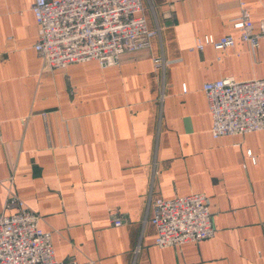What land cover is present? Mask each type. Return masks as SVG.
Wrapping results in <instances>:
<instances>
[{"label":"crops","instance_id":"0c3cea01","mask_svg":"<svg viewBox=\"0 0 264 264\" xmlns=\"http://www.w3.org/2000/svg\"><path fill=\"white\" fill-rule=\"evenodd\" d=\"M33 2L0 0V214L10 188L62 262L264 264V129L214 139L202 92L264 81V42L233 28L240 3L257 28L264 0H141L148 50L55 70L33 48ZM205 36L234 45L191 50ZM198 193L213 236L156 247L152 201Z\"/></svg>","mask_w":264,"mask_h":264},{"label":"built area","instance_id":"2783aa9c","mask_svg":"<svg viewBox=\"0 0 264 264\" xmlns=\"http://www.w3.org/2000/svg\"><path fill=\"white\" fill-rule=\"evenodd\" d=\"M31 12L37 24L34 51L49 69L96 61L101 68L115 66L128 53L148 50L158 29H148L141 0H34ZM239 39L249 49L264 42V19L256 28L240 3L239 16L233 21ZM234 45L231 36L215 40L197 39L191 50L210 46L222 51ZM162 66L161 59L154 60ZM183 91L185 89L183 88ZM210 134L214 139L226 135H244L264 129V81H236L225 77L204 83ZM251 157L250 152H247ZM150 222L156 230L158 248L199 242L214 234L208 199L191 194L152 201ZM0 214V264H77L56 260L51 233L38 226V216L9 188ZM122 221L115 218L114 226Z\"/></svg>","mask_w":264,"mask_h":264}]
</instances>
